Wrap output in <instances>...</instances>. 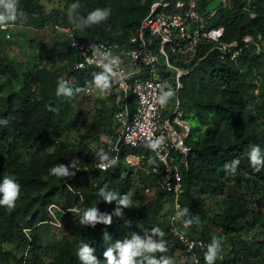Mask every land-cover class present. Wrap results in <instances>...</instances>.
Returning <instances> with one entry per match:
<instances>
[{
  "label": "trees",
  "instance_id": "1",
  "mask_svg": "<svg viewBox=\"0 0 264 264\" xmlns=\"http://www.w3.org/2000/svg\"><path fill=\"white\" fill-rule=\"evenodd\" d=\"M52 1L72 10L42 16L39 3ZM194 1L196 12L206 19L208 27H222L224 42L240 44L243 37L249 36L251 44L241 50L234 63L219 60L213 51L181 79L178 97L183 118L194 124L185 141L190 153L187 170L181 174V211L185 218L197 223L189 236L205 240L214 248L212 264H264V60L254 48L264 47V0H228L225 8L213 6V0ZM149 3L150 0H17L10 24L35 30L50 23L70 27L80 41L109 42L120 49L128 46ZM97 11L101 18L91 20ZM0 15L8 19L2 8ZM60 40L44 48L43 58L62 64L57 74L37 64L31 71L21 72L19 64L0 53V80L7 76L20 83L6 96L1 93L8 81L0 84V185L7 178L20 188L13 208L0 205V264H108L105 254L109 250L119 260V246L138 240L135 232L144 230L153 236L141 243L133 264H165L178 245L168 233L163 194H154L134 207L131 197L137 194V187L142 190L143 174L138 173L134 185V173L123 164L105 172L91 171L94 162L105 159L104 147L99 154L83 157L80 149L61 141L62 136L77 131L76 118H70L66 111L67 98L94 97L110 103L109 112L117 106L110 98L83 95L92 76L72 68L77 58L62 52L64 42ZM1 43L2 37L0 46ZM204 49L201 46L198 52ZM104 112L97 111L82 141L111 134L102 125ZM254 150H258V163L251 159ZM141 151L148 156L145 149ZM126 152L120 154L121 158ZM57 168H64L66 174L56 173ZM217 197H223L220 211L205 210L204 200ZM125 198L127 204L121 203ZM49 205L68 210L65 224L70 238L39 245L37 226L47 220ZM93 209L97 220L81 223ZM207 225L219 230L213 240ZM24 229H29L28 240L22 234ZM247 231L252 232L251 242L239 239ZM222 240L228 244L224 255ZM6 245L20 256L16 258L5 250ZM151 245L157 247L151 249ZM84 247L89 249L87 259L81 258ZM206 254L201 256L205 263Z\"/></svg>",
  "mask_w": 264,
  "mask_h": 264
},
{
  "label": "built area",
  "instance_id": "2",
  "mask_svg": "<svg viewBox=\"0 0 264 264\" xmlns=\"http://www.w3.org/2000/svg\"><path fill=\"white\" fill-rule=\"evenodd\" d=\"M218 1L224 8L228 4V0ZM50 26L64 42L62 52L76 56L72 68L92 76L83 95L110 98L117 106L112 111L117 128L102 138L106 157L94 162L90 170L105 172L123 164L133 173L143 174L141 193L146 197L161 193L167 201L168 233L178 245V260L181 264H206L201 256L211 244L189 236L194 223L184 217L180 206L190 127L183 118L178 94L181 79L205 56L215 51L219 60L234 63L241 50L251 44V38L243 37L240 44L224 42L222 27H208L206 19L196 12L194 0H150L147 14L126 48L109 42L80 41L70 27ZM9 36V31L0 27V37L7 40ZM201 46L205 49L199 53ZM254 48L264 60V47ZM54 211L65 215L68 210L47 206L48 217L58 226ZM22 234L29 239V229Z\"/></svg>",
  "mask_w": 264,
  "mask_h": 264
},
{
  "label": "rangeland",
  "instance_id": "3",
  "mask_svg": "<svg viewBox=\"0 0 264 264\" xmlns=\"http://www.w3.org/2000/svg\"><path fill=\"white\" fill-rule=\"evenodd\" d=\"M42 8V16L48 17L49 15L53 14V12L58 13H69L72 9L70 7H65L63 3L59 1H52V2H40L39 3ZM219 4L218 0H213V6H217ZM27 17L26 19H29ZM10 19H3L0 21V27H4L6 31H9V39L4 40L0 46V53L5 55V57L12 62H16L19 64L20 71H31L34 68V65H38V68L46 69L49 72L56 73L59 68H61L60 63H49L43 60L45 57L44 48L50 47L53 40L59 39L58 34H56L53 29L51 28L50 24H46L42 29H33L30 27L25 26H12L9 27L11 24ZM11 28V29H10ZM20 71H17L19 74ZM57 74V73H56ZM5 81H8V86L5 87L1 93V96H6L14 91L19 86V80H12L9 79L7 76H4L0 80V84H3ZM31 90L35 92L37 95V90L35 85L31 86ZM65 97V96H64ZM67 113L70 118H76V126L77 131H71L67 135L62 136L61 141L69 144L74 149H80L81 154L85 157L88 153H95L99 154L102 150V138L104 137L101 134L97 138H93L90 141H82L81 136L85 133V131L90 127L91 123L94 121L96 117V113L98 110L103 109L104 117L102 119V125L107 131H114L116 130L115 123L112 119V112H109L111 108V104L106 102H100L94 97H81L79 95H74L72 98H67ZM189 127H193L194 124L191 121H187ZM55 143H52V148ZM73 163V159H70V164ZM132 171V170H131ZM133 173V171H132ZM137 177L138 173H134V185H137ZM63 186L61 183L59 185ZM137 194L131 197L132 205L134 207L138 206L139 204H143L150 200L149 197L144 196L141 191H139V187ZM223 197H217L211 201L204 200L203 207L205 210L218 213L221 209V200ZM254 199H251L253 202ZM57 207L56 205H54ZM47 208V207H46ZM165 211L167 212V207H165ZM48 213L46 212L47 220L40 225L37 226V241L39 245H44L48 242H54L59 240L62 237L70 238L68 234V230L66 228V215H60L56 211L53 212V217L56 220L58 226L53 225L54 220L48 217ZM187 219V218H186ZM197 226V223H194V226ZM134 227L137 226L136 223L133 225ZM132 227V226H131ZM132 227V228H134ZM198 228V227H197ZM207 232L209 233L210 238L213 240L218 235L219 230L207 225ZM198 230V229H197ZM191 231V230H190ZM138 236V240L140 243H144L147 240H151L153 233L148 232L147 230L141 232H135ZM252 232L247 231L240 235V240H246V242L252 241ZM237 244L235 240V245ZM227 242L222 240L221 247H222V255L227 250ZM5 250H10L13 255L17 258L20 256L19 252L14 251L11 246H4ZM219 253L218 256H221ZM24 256V254H22ZM218 258V257H217ZM221 259V258H220ZM218 259V260H220ZM167 264H181L178 260L177 256L174 254L170 258L167 259Z\"/></svg>",
  "mask_w": 264,
  "mask_h": 264
},
{
  "label": "clouds",
  "instance_id": "4",
  "mask_svg": "<svg viewBox=\"0 0 264 264\" xmlns=\"http://www.w3.org/2000/svg\"><path fill=\"white\" fill-rule=\"evenodd\" d=\"M17 3V0H0V8H2L4 11L8 14V19H14V12H15V5ZM5 17L3 15H0V21H2ZM101 18V13L99 11L92 14L90 17L91 20L95 21L97 19ZM251 159L253 162L258 163V150H254L251 154ZM54 171L58 174H66V170L64 168H57L54 169ZM0 194H2V198H0V205H5L9 209L14 207L15 200L19 197L20 194V188L16 183H13L10 179H5L4 183L0 185ZM109 200L112 199V197H108ZM127 198L121 201L123 204H127ZM97 220L96 212L95 210H90L85 214V220L81 223L85 222H95ZM105 222H110V220H106ZM161 235L163 233H160ZM141 247V243L139 240H135L133 242H126L125 244L119 246V260H116V258L112 255V251L109 250L105 255L108 259V264H133V257L137 255V249ZM156 245H151V249H155ZM163 250V249H161ZM89 249L87 247H84L81 250V258L87 259V253ZM215 251L214 248H209V252L205 256L206 264H212V260L214 258ZM149 264H155L154 261H149ZM167 264V262H165Z\"/></svg>",
  "mask_w": 264,
  "mask_h": 264
}]
</instances>
